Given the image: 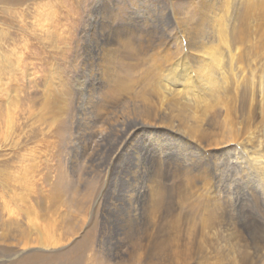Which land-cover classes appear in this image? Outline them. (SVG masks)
<instances>
[{
    "label": "bare ground",
    "instance_id": "obj_1",
    "mask_svg": "<svg viewBox=\"0 0 264 264\" xmlns=\"http://www.w3.org/2000/svg\"><path fill=\"white\" fill-rule=\"evenodd\" d=\"M27 1L0 0V11L19 14ZM34 4L35 9L42 5L38 0ZM190 14L179 15L183 18L177 17V28L168 34L158 28L89 32L83 72H75L73 77L76 94L85 96L89 108L97 112L88 123L104 126L98 145L114 135L111 139L118 142L114 157L140 155L142 160L129 171L117 164L118 184L130 194L123 195L121 208L113 211L118 216L113 215L109 222L106 247L100 241L99 250L86 257L88 264H264V58L252 60L245 50L254 32H260L264 43V0H195ZM136 37L143 40L136 41ZM113 43L117 46H111ZM22 59L21 54L15 63L6 56L0 70L7 76L4 87L17 79L14 73L21 72ZM44 71L24 76L38 80L35 90L41 92L40 104L52 122L67 114L64 91L68 87L63 77ZM84 72H89V78ZM9 87L3 88L5 99L16 92ZM129 99L137 102L136 117L104 116L107 107ZM16 100L13 96L7 103L15 106ZM8 105L7 119L11 113ZM256 109L261 134L249 132ZM236 123L243 124L242 128H235ZM217 152L235 153L238 174L248 184L252 205L238 193L232 200L230 194L213 190L223 177H229V165L218 160ZM168 155L182 161L175 170L184 186L177 191L178 198L188 202L189 212L181 218L175 208L179 204L167 202L172 199L167 181L178 174L168 165L163 167ZM197 182L200 188H196ZM145 188L150 190L146 198ZM51 192L55 199L59 188ZM230 225L231 230L223 229ZM23 236L5 235L3 239L20 243ZM92 239L89 231L68 253L57 257L58 264H82ZM223 241L226 250L219 247ZM210 249L216 254L215 263L210 262ZM46 259L28 256L21 263Z\"/></svg>",
    "mask_w": 264,
    "mask_h": 264
},
{
    "label": "rangeland",
    "instance_id": "obj_2",
    "mask_svg": "<svg viewBox=\"0 0 264 264\" xmlns=\"http://www.w3.org/2000/svg\"><path fill=\"white\" fill-rule=\"evenodd\" d=\"M34 1H27L21 6L19 14L7 15L0 11V70L5 67L6 56L15 63L17 56H23L21 72L16 71L14 77L17 79L11 81L13 84H7L9 88L14 87L16 92L6 99L3 88L8 89L6 85L4 87V82H8L7 76L0 73V81H3L0 82V264H22V260L28 256L49 258L37 264H58L56 259L59 255L68 253L74 243L92 231L91 247L82 260V264H88L86 257L99 250L100 241L103 248L106 247L111 226L109 222L116 215L113 211L121 208V197L130 194V190L126 192L118 184V165H121L120 169L127 166L125 170L129 171L130 166L142 160L139 159L140 152L138 159L127 154L114 157L118 147L117 140L111 139L114 135L98 145L104 126L95 123L92 127L88 123V119L95 117L97 112L89 108L85 96L76 94L77 85L73 83V77L83 72L84 45L90 37L89 32L91 29L143 32L158 28L166 34L172 33L179 19L191 15L195 0H38L42 5L37 9L34 8ZM181 14L185 16H179ZM260 35L259 31L254 32L247 44L249 49H245L252 60L264 58V43ZM136 38V41L143 40L142 37ZM110 39L113 42V38ZM114 44L111 46H117ZM169 45L176 49L175 42L170 41ZM255 47L257 52L252 55ZM40 68L50 74L53 71L54 77H63L68 87L64 91L67 95V114L52 122L49 112L40 104L41 92L35 90L38 80L32 81L30 76H24L27 72H32L34 76L41 75L44 70L40 71ZM84 75L86 79L89 78V72H84ZM12 95L17 98L15 106L7 103ZM136 103L129 99L125 103H118V106L107 107L104 116L114 114L125 117L126 114L130 119L134 118ZM7 105L11 112L8 119ZM259 119L256 109L249 132L261 134ZM242 125L236 123L234 127L242 128ZM220 152L216 153L217 158L229 165V177H223V182L217 183L213 190L230 194L232 200L236 197L234 194L238 193L249 203L254 202L248 184L238 174L235 153L222 155ZM170 156H165L167 160H164L163 167L168 165L171 171L178 174L170 176L167 181V188L170 189L167 194L172 197L167 202L179 204L175 208L178 218H181L189 212L188 202L178 198L180 192L177 191L184 186L180 184L182 176L175 170L182 166V161ZM195 186L198 187V182ZM56 187L59 188L58 197L52 199L51 191ZM143 192L146 198L150 190L145 188ZM226 227L223 229H232L231 225L230 228ZM5 235L17 238L24 235L23 242L4 240ZM45 242L48 245H44ZM227 246L224 241L219 243L222 250H226ZM209 256L212 257L210 262L215 263L216 254L211 249Z\"/></svg>",
    "mask_w": 264,
    "mask_h": 264
}]
</instances>
